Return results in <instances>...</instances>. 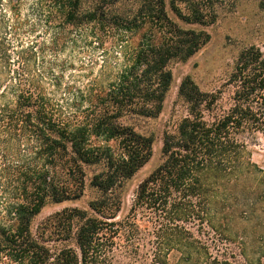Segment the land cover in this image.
Returning a JSON list of instances; mask_svg holds the SVG:
<instances>
[{
	"label": "trees",
	"instance_id": "1",
	"mask_svg": "<svg viewBox=\"0 0 264 264\" xmlns=\"http://www.w3.org/2000/svg\"><path fill=\"white\" fill-rule=\"evenodd\" d=\"M87 1L0 0V264H264V162L252 160L245 141L264 137V51L239 53L227 82L231 104L212 119L205 115L217 111L220 92L182 80L188 115L164 134L163 162L116 221L121 189L153 144L120 120L158 116L172 81L168 64L192 57L209 35L180 28L165 0ZM229 1L169 0L168 7L183 24L207 27ZM255 2L264 12V0ZM127 3L136 8H119ZM77 31L92 42L111 35L123 62L105 86L69 106L48 90L37 43L53 47ZM31 34L28 43L20 39ZM89 167L99 168L89 181L100 195L88 205L91 215L64 209L34 237L32 219L47 203L79 199ZM140 216L148 235H137ZM234 218L245 224L240 235ZM47 228L74 247L52 250Z\"/></svg>",
	"mask_w": 264,
	"mask_h": 264
},
{
	"label": "rangeland",
	"instance_id": "2",
	"mask_svg": "<svg viewBox=\"0 0 264 264\" xmlns=\"http://www.w3.org/2000/svg\"><path fill=\"white\" fill-rule=\"evenodd\" d=\"M92 0L85 3L90 5ZM167 13L170 19L182 29L205 31L209 35V41L197 53L186 61H171L167 69L172 75V81L162 104L161 112L153 118L141 116H128L120 120L121 123L131 126L138 134L151 137L152 155L150 160L126 183L121 189V206L116 221H121L129 212L134 194L138 185L153 172L162 162V139L165 133H174L181 120L187 117V106L178 97V88L185 78H190L203 93H218L220 99L217 102V111L206 114V119L219 111L227 109L231 104L233 88L227 85L233 71L239 53L250 46L259 47L264 51V12L259 8L255 0H231L218 7L216 21L207 27L198 25H186L178 21L168 7ZM121 10H134L135 3L120 5ZM67 42L59 41L55 46L48 43L37 48L44 50L43 57L39 56L36 66L46 77L48 90L63 105L73 106L80 94H86L92 87L97 89L99 85L105 86L111 81L123 62V56L118 53L115 39L111 35L103 37L99 42L81 37V33L71 32ZM27 35V34H24ZM36 35V34H34ZM20 38L28 43L35 37ZM19 39V40H20ZM42 42V39H37ZM138 37L130 40V45L135 47ZM30 45V44H29ZM27 46V44L25 45ZM52 49V50H50ZM76 103H79V99ZM248 149L252 154V160L257 164L264 162V137L257 135L256 139H245ZM99 170L98 167L85 169V189L83 195L75 201H67L59 204L47 203L40 213L31 221L30 231L34 237H39L38 230L44 228L47 219L64 209L76 208L85 210L88 215L89 203L99 198V193L90 187L89 181ZM137 235H148L144 229L146 216H140ZM233 230L240 235L241 227L245 224L238 219L231 221ZM53 228H47L43 235L45 245L55 250L62 245L74 247L73 240L67 243L54 241L55 236L50 234ZM142 239V238H141ZM144 239L140 244H143ZM123 244H126L124 242ZM144 251V248H142Z\"/></svg>",
	"mask_w": 264,
	"mask_h": 264
}]
</instances>
